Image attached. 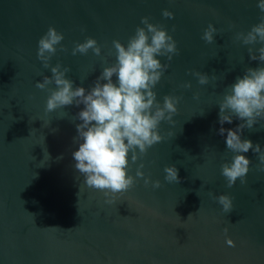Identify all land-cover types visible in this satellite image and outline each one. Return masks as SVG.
Instances as JSON below:
<instances>
[{"label":"water","instance_id":"95a60500","mask_svg":"<svg viewBox=\"0 0 264 264\" xmlns=\"http://www.w3.org/2000/svg\"><path fill=\"white\" fill-rule=\"evenodd\" d=\"M164 9L174 18H165ZM145 16L163 25L179 50L171 61L157 57L169 64L153 89L157 101L181 99L174 123L159 125L165 139L134 164L128 157L129 175L143 163L141 171L162 187L137 178L106 204L103 192L87 187L74 167L80 123L74 116L83 105L45 113L50 92L35 85L51 70L37 58L38 41L50 26L62 32L68 51L58 46L50 63L69 67L66 78L74 87L89 89L103 67L116 62L112 41L127 45ZM262 16L257 0H0V264H264L258 154L244 153L251 160L247 183L238 179L229 188L221 165L236 153L226 148L227 133L218 134V105L229 86L248 67L264 66L248 53L260 44L235 40ZM209 23L220 30L212 44L201 39ZM88 37L101 46V57L91 50L73 56L75 43ZM190 70L207 73L209 83L199 84ZM188 82L191 87H183ZM241 122L233 118L223 127ZM262 124L244 129L241 138L264 151ZM170 165L179 170V184L164 181ZM221 194L233 198L230 213L213 198Z\"/></svg>","mask_w":264,"mask_h":264},{"label":"clouds","instance_id":"9594fccd","mask_svg":"<svg viewBox=\"0 0 264 264\" xmlns=\"http://www.w3.org/2000/svg\"><path fill=\"white\" fill-rule=\"evenodd\" d=\"M257 7L264 13V0H257ZM162 15L165 18H174V13L167 9L163 10ZM149 19L147 16L141 18L144 27L136 28L127 45L119 40L112 41L116 62L103 67L89 89L83 86L74 87L75 81L66 78V73L71 71L69 67L60 63L52 66L50 63L58 51V46L59 51H68L61 43L64 40L62 32L50 26L38 41L37 58L44 68L51 70V76H43L42 82L37 81L35 85L50 92L45 113L69 106L80 108L83 105L74 116V120L80 121L76 124L77 136L74 138L78 141V150L72 153L74 167L83 175L87 187L103 192L106 204L115 203L118 194H123L135 186L137 178L143 179L145 186L151 185L154 189L162 187L160 180L153 181L141 171L143 163L137 168L135 176L128 174L129 153L134 164L147 154L149 148L165 139L159 132V125L165 120L174 123L173 116L181 99L166 95L162 106L157 101V94L153 89L169 67V64L162 63L157 57H167L171 61L179 50L168 30L163 25L150 23ZM219 31L209 23L201 39L212 44ZM235 40L243 45L260 44L259 48L249 47L248 53L250 60L264 65V16L246 33L237 32ZM89 50L95 56L101 57V46L92 37L86 38L83 43L76 42L71 54L87 55ZM111 54L109 50V55ZM102 60L107 64L106 57H102ZM190 72L198 78L199 84L209 83L207 73ZM113 77L116 78L115 81ZM212 79L215 80L216 77L213 76ZM49 85L55 87L49 88ZM183 87L190 88L191 83H185ZM218 106V122L221 125L218 134L224 136L227 133L226 148L236 153L231 162L221 165V175L226 179L229 188L238 179L244 185L247 183L246 176L251 164V160L244 153L251 150L258 154V169L264 171V151L260 144L254 145L250 139L241 138L244 129L251 130L260 121H264V66L248 67L242 76H237ZM233 118L242 122L235 129H225L223 125L231 124ZM261 128H264V124ZM164 173L165 182H181L175 165L165 166ZM209 195L213 194L209 192ZM213 198L222 206L224 213L233 210L231 196L221 194ZM192 215L189 214L188 218ZM227 231L225 228L224 232ZM226 243L230 247L236 246L231 238H226Z\"/></svg>","mask_w":264,"mask_h":264}]
</instances>
